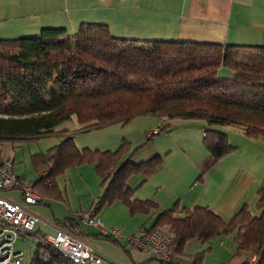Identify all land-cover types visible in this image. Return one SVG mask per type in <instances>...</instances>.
Listing matches in <instances>:
<instances>
[{"label": "trees", "instance_id": "1", "mask_svg": "<svg viewBox=\"0 0 264 264\" xmlns=\"http://www.w3.org/2000/svg\"><path fill=\"white\" fill-rule=\"evenodd\" d=\"M72 116L78 132L153 116L160 125L147 139L166 132L175 119L264 138V46L117 38L94 23H80L70 35L63 28H44L35 36L0 39V159L7 147L52 135ZM62 136L45 152L28 156L32 190L41 198L64 201L56 180L70 168L90 165L100 194L88 211L94 215L118 202L130 216L152 215L148 229L171 240L167 251L173 259L159 264H201L202 252L177 257L188 240L207 244L216 236H231L236 252L255 254L250 264H264V180L255 191V214L242 204L224 221L207 207L179 209L178 201L154 214L156 204L134 198L126 183L136 172L157 167L160 156L133 164L128 156L122 159L126 145L113 151L77 149L72 134ZM201 144L211 165L234 150L210 127L202 128ZM29 264L71 263L36 243Z\"/></svg>", "mask_w": 264, "mask_h": 264}, {"label": "rangeland", "instance_id": "2", "mask_svg": "<svg viewBox=\"0 0 264 264\" xmlns=\"http://www.w3.org/2000/svg\"><path fill=\"white\" fill-rule=\"evenodd\" d=\"M159 125L160 122L153 116H137L124 125L116 123L78 132V124L72 116L55 127L56 133L34 141L16 143L12 147H7L2 155L13 160V172L18 177H22L26 182H33L34 173L28 156L45 152L48 148L58 144L63 138L62 132L72 134L77 149L113 151L123 144L126 145L127 151L122 159L128 156L133 164L144 162L153 156L161 158L157 167L136 172L126 183L130 189L134 190V198L151 200L156 203L157 208L154 214L170 208L177 201L178 208L181 209L196 198L202 199L208 195L215 198L217 193L220 194L222 191L223 203L229 205L241 191H237L234 187H219L217 184L218 175L214 173L216 169H206L211 165V157L201 144L202 129L200 128L210 127L222 132L227 145L234 148L226 156L230 157L232 153H235V157L247 159L246 163L249 168L241 170L235 176L242 180L254 179L250 190L247 191L246 188L243 190L241 205L245 204L248 211L255 214L253 210L256 200L255 191L264 179V138L247 139L232 127L207 126L201 120L175 119L169 122L166 132L158 133L147 139V133L159 128ZM207 162V167H204ZM220 165L224 166L223 160L220 161ZM195 168H199L198 171ZM82 169H88L89 175L82 174L80 172ZM80 174L82 179L79 177ZM228 176H232V174ZM99 182L100 180L94 176L91 166L85 165L80 168H70L56 180L58 189L64 191L66 204L57 200L44 199L42 204L26 207L23 205L18 191H0V196L14 204L23 206L28 212L35 215L40 220L39 229L42 232L48 234L53 232L50 227L52 217L61 220V207L65 211V216L74 220L79 225V230H82L78 211L87 210L96 199ZM201 199L197 202L202 204ZM235 211L226 209L223 211V218L229 219ZM95 216L107 231L110 229L117 232L121 230V233L117 234L119 242L116 244L110 240L91 236V234L99 235V233L88 226L87 236L89 244L93 248L101 251L113 262H123L119 258L129 261L128 255L137 261L140 257L144 258L145 254L142 252L129 245L124 246V241L136 234L142 226L148 228L152 215L134 214L130 216L125 207L118 202H113L103 206ZM219 237L220 240H218ZM219 237H213L207 244H200L196 239L188 240L181 251L183 256H178V260H184L186 256L202 252L201 264H238V257L227 254V250H229L228 252L235 255V246L231 236ZM37 242L38 239L34 236L16 241L14 251L21 253V264H29ZM224 243L226 250L223 248ZM245 259L248 264L251 263L249 259ZM146 264L159 263L149 261Z\"/></svg>", "mask_w": 264, "mask_h": 264}, {"label": "crops", "instance_id": "3", "mask_svg": "<svg viewBox=\"0 0 264 264\" xmlns=\"http://www.w3.org/2000/svg\"><path fill=\"white\" fill-rule=\"evenodd\" d=\"M80 23L105 25L109 33L117 38L264 46V0H0V39L31 37L44 28H63L65 33L70 35ZM223 72H225L223 69H219L217 75L223 77ZM200 136L202 137V130ZM234 154L221 159L224 166L220 165L221 160L208 167L207 162L204 166L208 170L216 169L214 173L218 175L219 187H234L237 191H241L233 199V203L229 205L223 203L222 191L220 194L217 193L215 198L209 195L200 198L203 201L202 204L197 202L200 199L196 198L184 208L207 207L222 220H225L223 211L226 209L235 211L239 208L243 199L241 197L243 190L245 188L247 191L250 190L254 179L242 180L235 176L249 167L246 163L247 159L235 157ZM198 169L195 168L196 171ZM80 172L89 175L88 169H82ZM230 174L232 176H228ZM79 177L82 179L81 174ZM61 192L64 197L61 203L66 204L64 191L61 190ZM99 194L98 185L96 195ZM44 199L55 201V199L40 197L37 204H42ZM94 201L87 210H79L78 214L82 215L90 210ZM96 214L97 212L94 213V218ZM62 223L65 225L63 226ZM50 225L52 231L61 227L90 243L87 236L88 226L82 225L83 229L79 230V225L65 216L62 207L61 220L52 217ZM69 225L71 228H68ZM39 226L38 224L35 233L44 235L46 232L40 231ZM116 233H121V230ZM91 236L98 237L97 234H91ZM116 242H119V237ZM95 251L111 264H146L154 261L143 253L144 258L140 257L138 261L128 255L129 261L119 258L123 262H113L101 251L96 249ZM228 251V255L238 257V264L245 258L250 262L255 258L252 252L235 251L234 255ZM170 257L173 259L171 254Z\"/></svg>", "mask_w": 264, "mask_h": 264}, {"label": "built area", "instance_id": "4", "mask_svg": "<svg viewBox=\"0 0 264 264\" xmlns=\"http://www.w3.org/2000/svg\"><path fill=\"white\" fill-rule=\"evenodd\" d=\"M154 131L147 133L151 134ZM12 159H0V191H18L24 206H33L40 201V196L32 190L33 182H26L13 172ZM83 226H91L99 235L117 240L115 230H106L94 218L92 211L80 215ZM40 220L23 206L12 203L0 196V264H21V253L14 251L16 241L37 237L40 246L55 250L62 258L71 264H111L105 261L95 249L74 236L71 232L55 228L51 234H36L34 227ZM124 243L130 247L149 255L153 260L168 263L171 257L167 251L171 240L159 230L140 228L136 234L127 238Z\"/></svg>", "mask_w": 264, "mask_h": 264}]
</instances>
